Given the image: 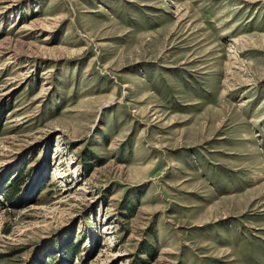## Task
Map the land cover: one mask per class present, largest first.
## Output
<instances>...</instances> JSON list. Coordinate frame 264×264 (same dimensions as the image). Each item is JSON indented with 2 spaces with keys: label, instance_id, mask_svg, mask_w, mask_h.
Segmentation results:
<instances>
[{
  "label": "rangeland",
  "instance_id": "1",
  "mask_svg": "<svg viewBox=\"0 0 264 264\" xmlns=\"http://www.w3.org/2000/svg\"><path fill=\"white\" fill-rule=\"evenodd\" d=\"M0 264H264V0H0Z\"/></svg>",
  "mask_w": 264,
  "mask_h": 264
},
{
  "label": "bare ground",
  "instance_id": "2",
  "mask_svg": "<svg viewBox=\"0 0 264 264\" xmlns=\"http://www.w3.org/2000/svg\"><path fill=\"white\" fill-rule=\"evenodd\" d=\"M24 27H26V25H24ZM28 28V27H27Z\"/></svg>",
  "mask_w": 264,
  "mask_h": 264
}]
</instances>
